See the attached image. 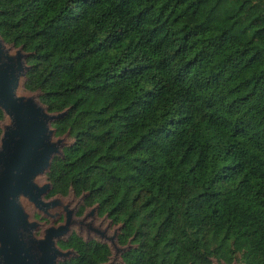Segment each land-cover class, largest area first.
Instances as JSON below:
<instances>
[{
  "label": "trees",
  "instance_id": "16d2710c",
  "mask_svg": "<svg viewBox=\"0 0 264 264\" xmlns=\"http://www.w3.org/2000/svg\"><path fill=\"white\" fill-rule=\"evenodd\" d=\"M0 38L26 54L25 89L64 110L52 190L124 201V264L264 256V0H0ZM71 242L64 264L108 253Z\"/></svg>",
  "mask_w": 264,
  "mask_h": 264
},
{
  "label": "water",
  "instance_id": "95a60500",
  "mask_svg": "<svg viewBox=\"0 0 264 264\" xmlns=\"http://www.w3.org/2000/svg\"><path fill=\"white\" fill-rule=\"evenodd\" d=\"M9 45L0 38V110L7 122L0 125V264H55L54 238L65 226L47 227L35 238L36 224L27 221L19 198L43 205L40 197L50 183L38 185L35 177L48 170L53 156L62 154L57 142H50L49 124L64 111L48 112L37 96L17 94L26 54L19 46L9 55Z\"/></svg>",
  "mask_w": 264,
  "mask_h": 264
},
{
  "label": "rangeland",
  "instance_id": "374dc122",
  "mask_svg": "<svg viewBox=\"0 0 264 264\" xmlns=\"http://www.w3.org/2000/svg\"><path fill=\"white\" fill-rule=\"evenodd\" d=\"M9 46V44H5V47ZM18 47L13 46L7 50V53L13 56ZM18 88L20 90L19 95L33 98L37 96L36 98H38L35 92L25 89L23 79L19 80ZM62 111L64 110L55 112ZM53 121L49 124V129L52 130L50 142H57V147L61 149L72 143L73 138L68 130L56 133L52 125ZM6 123L2 117L0 125L3 126ZM1 133L2 129H0V136ZM47 171L45 170L43 174L35 177V182L38 185L49 183L46 178ZM86 196H88L87 190L75 194L71 189H67L64 194H59L54 192L50 186L40 197L42 206H35L27 197L19 198V206L27 221L36 224V228L32 231L35 238H40L47 227L65 226L64 232L59 237L54 238L53 247L57 251L55 264L68 263L80 255L77 245L73 244L74 241L62 246V243H66L71 237L72 240L77 239L82 244L97 242L104 245L108 253L102 264H124V253L139 244V235L135 230L126 229L129 221L124 220L121 215L124 212V201L118 202V206L101 203L100 200L86 205L84 204ZM151 217L152 215L149 213L145 215V218ZM143 228L145 229L144 226ZM234 251L235 254L231 257L227 254L230 257L228 263L216 256H211L209 264H264L262 248L259 246L252 249L247 258L243 257L240 249Z\"/></svg>",
  "mask_w": 264,
  "mask_h": 264
},
{
  "label": "bare ground",
  "instance_id": "6f19581e",
  "mask_svg": "<svg viewBox=\"0 0 264 264\" xmlns=\"http://www.w3.org/2000/svg\"><path fill=\"white\" fill-rule=\"evenodd\" d=\"M19 92V88H18V90H17V93ZM19 94V93H18Z\"/></svg>",
  "mask_w": 264,
  "mask_h": 264
}]
</instances>
